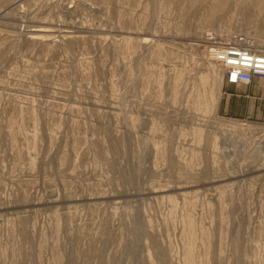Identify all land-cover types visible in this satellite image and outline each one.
<instances>
[{"label": "rangeland", "instance_id": "374dc122", "mask_svg": "<svg viewBox=\"0 0 264 264\" xmlns=\"http://www.w3.org/2000/svg\"><path fill=\"white\" fill-rule=\"evenodd\" d=\"M218 1L0 0V264H264V83L204 54L264 0Z\"/></svg>", "mask_w": 264, "mask_h": 264}, {"label": "built area", "instance_id": "2783aa9c", "mask_svg": "<svg viewBox=\"0 0 264 264\" xmlns=\"http://www.w3.org/2000/svg\"><path fill=\"white\" fill-rule=\"evenodd\" d=\"M204 54L220 69L227 85L264 83V52L246 35L233 33L223 37L207 33Z\"/></svg>", "mask_w": 264, "mask_h": 264}, {"label": "bare ground", "instance_id": "6f19581e", "mask_svg": "<svg viewBox=\"0 0 264 264\" xmlns=\"http://www.w3.org/2000/svg\"><path fill=\"white\" fill-rule=\"evenodd\" d=\"M230 1L232 2L233 0H219V1H218L219 3L217 2V5H216L217 9H218V7L221 6V5H226V6H227L228 3H229ZM244 1H246V0H244ZM244 1H243V2H244ZM214 2H215V0H214ZM237 2H238V1H236V3H237ZM212 3H213V2H212ZM212 3H211V4H212ZM241 3H242V2H241ZM215 4H216V3H215ZM242 4H243V3H242ZM213 5H214V3H213ZM213 5H211L212 8L215 7V6H213ZM218 5H219V6H218ZM219 8H220V7H219ZM214 9H215V8H214ZM218 10H219V9H218Z\"/></svg>", "mask_w": 264, "mask_h": 264}, {"label": "crops", "instance_id": "0c3cea01", "mask_svg": "<svg viewBox=\"0 0 264 264\" xmlns=\"http://www.w3.org/2000/svg\"><path fill=\"white\" fill-rule=\"evenodd\" d=\"M229 87H235V86H233V85H228Z\"/></svg>", "mask_w": 264, "mask_h": 264}]
</instances>
